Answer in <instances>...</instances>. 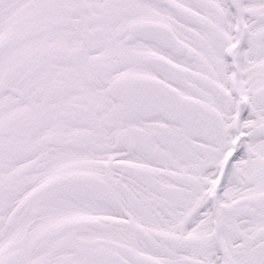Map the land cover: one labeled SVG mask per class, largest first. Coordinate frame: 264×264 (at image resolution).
Wrapping results in <instances>:
<instances>
[{"label": "flooded vegetation", "instance_id": "flooded-vegetation-1", "mask_svg": "<svg viewBox=\"0 0 264 264\" xmlns=\"http://www.w3.org/2000/svg\"><path fill=\"white\" fill-rule=\"evenodd\" d=\"M170 1L0 0V264H264V0Z\"/></svg>", "mask_w": 264, "mask_h": 264}, {"label": "water", "instance_id": "water-1", "mask_svg": "<svg viewBox=\"0 0 264 264\" xmlns=\"http://www.w3.org/2000/svg\"><path fill=\"white\" fill-rule=\"evenodd\" d=\"M159 2H161L162 4H168V0H158ZM152 38V37H151ZM154 40H156L155 38H152Z\"/></svg>", "mask_w": 264, "mask_h": 264}, {"label": "rangeland", "instance_id": "rangeland-1", "mask_svg": "<svg viewBox=\"0 0 264 264\" xmlns=\"http://www.w3.org/2000/svg\"><path fill=\"white\" fill-rule=\"evenodd\" d=\"M37 232H39V231H37ZM35 235H36V234H34V235H33V234H31L30 236H31V237H33V236H35Z\"/></svg>", "mask_w": 264, "mask_h": 264}]
</instances>
